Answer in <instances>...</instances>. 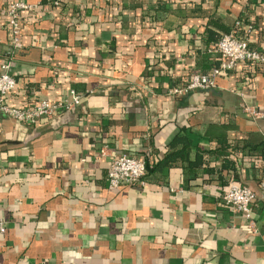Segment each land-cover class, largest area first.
Returning a JSON list of instances; mask_svg holds the SVG:
<instances>
[{"label":"crops","instance_id":"obj_1","mask_svg":"<svg viewBox=\"0 0 264 264\" xmlns=\"http://www.w3.org/2000/svg\"><path fill=\"white\" fill-rule=\"evenodd\" d=\"M57 1L0 0V74L11 60L17 81L9 105L84 96L36 125L0 117V264H264V68L241 63L216 89L167 96L220 66L215 47L238 20L264 53V0ZM17 2L31 8L11 59L2 13ZM183 130L212 152V169L156 170ZM123 155L146 163V184L110 191L107 171ZM250 156L262 157L257 168ZM231 182L256 192L257 233L222 204Z\"/></svg>","mask_w":264,"mask_h":264},{"label":"built area","instance_id":"obj_2","mask_svg":"<svg viewBox=\"0 0 264 264\" xmlns=\"http://www.w3.org/2000/svg\"><path fill=\"white\" fill-rule=\"evenodd\" d=\"M50 1L58 5L57 0ZM30 8L24 2L11 3L2 13L3 16L7 17L10 27L9 49L11 59L15 58L23 50V32L20 25V17L23 11ZM251 31L252 27L243 25L241 20L236 21L234 30L229 34L223 35L215 47V53L221 59L220 66L214 67L211 74H196L186 84L170 87L167 96L184 98L194 92H207L216 89L218 87L217 80L221 74L235 70L241 63L258 65L264 68V53L254 50L250 46L249 34ZM11 63V60H6L1 66L0 117H9L19 123L36 125L42 119H54L56 116L81 106L84 96L75 90H71L55 102H51L49 99H41L32 107H11L7 102V97L16 89L17 85L16 79L10 73ZM130 90L139 93L138 87H130ZM151 93L153 94L152 91ZM89 94H94V92L91 91ZM244 112L255 120L262 118V114L253 108L246 107ZM101 155L105 156L106 151H102ZM146 169V163L137 158L128 155L115 158L111 162L106 175L108 189L115 191L123 187L145 186ZM262 188L264 189V184ZM256 199V192L250 187L241 186L235 182L230 183L227 191L221 197L225 208L248 219L254 233L258 232L255 221L252 218V205ZM6 231L7 226L0 219V235L6 234Z\"/></svg>","mask_w":264,"mask_h":264},{"label":"trees","instance_id":"obj_3","mask_svg":"<svg viewBox=\"0 0 264 264\" xmlns=\"http://www.w3.org/2000/svg\"><path fill=\"white\" fill-rule=\"evenodd\" d=\"M243 25L246 26L247 24L243 22ZM89 95L90 94L86 95V98L89 97ZM195 148L196 147L193 146L192 139L188 135V131L187 130L180 131L169 144L168 152L165 155V157L162 159V161L159 163V165L156 166V170L161 169L163 166H172L179 161L185 163L190 169H198V168H206L208 170L212 169L209 165L210 164L209 161L205 159L206 155L212 154V152H205V151L203 152L197 148L195 150ZM250 149L251 151H256V150L259 151V149L255 147H252ZM193 150L196 152V157L194 161L190 160L189 158ZM252 157L253 156H250L252 164L254 168H257L259 160L262 161L263 159L262 157L260 158L259 157L252 158ZM229 168H230V164L224 166V170L225 169L228 170ZM220 172H222V170Z\"/></svg>","mask_w":264,"mask_h":264}]
</instances>
